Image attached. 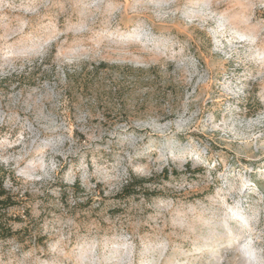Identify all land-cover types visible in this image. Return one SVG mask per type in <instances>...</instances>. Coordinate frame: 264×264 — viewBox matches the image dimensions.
<instances>
[{"label": "rangeland", "instance_id": "obj_1", "mask_svg": "<svg viewBox=\"0 0 264 264\" xmlns=\"http://www.w3.org/2000/svg\"><path fill=\"white\" fill-rule=\"evenodd\" d=\"M0 176V264H264V0H0Z\"/></svg>", "mask_w": 264, "mask_h": 264}, {"label": "trees", "instance_id": "obj_2", "mask_svg": "<svg viewBox=\"0 0 264 264\" xmlns=\"http://www.w3.org/2000/svg\"><path fill=\"white\" fill-rule=\"evenodd\" d=\"M185 169L189 170V163H185ZM200 169H193L191 172H199ZM169 173L177 174L175 170L168 171L167 167H164V169L161 171L162 178L166 179L168 177ZM2 179L3 177L0 176V211L3 208L12 207L16 204V201L12 194H10L2 185ZM151 181V178H142V177H135L132 175H129L128 179L125 181V183L121 186V189L119 191L120 196L126 197V196H132L137 194H142V196L149 198L153 193L152 191L147 187V183ZM76 183V182H75ZM74 183V184H75ZM1 215V212H0ZM6 229L7 235L9 236H20V231L15 230L13 231L11 227L4 228L2 226L1 220H0V232H4L3 230ZM24 239L21 241L23 242Z\"/></svg>", "mask_w": 264, "mask_h": 264}]
</instances>
